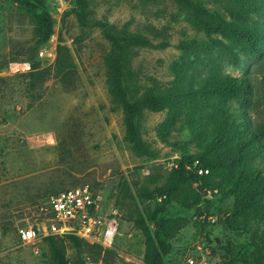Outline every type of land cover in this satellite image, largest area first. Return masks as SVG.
<instances>
[{"label":"rangeland","instance_id":"1","mask_svg":"<svg viewBox=\"0 0 264 264\" xmlns=\"http://www.w3.org/2000/svg\"><path fill=\"white\" fill-rule=\"evenodd\" d=\"M194 1L228 20L226 5L237 6L228 0ZM240 3L264 6V0ZM80 5V0H47L53 35L39 46L38 15L12 0H0V264H53L49 243L24 246L18 228L40 224L41 208L51 195L82 186L101 197V213L118 220L119 233L110 249L90 243L78 249L67 239H57L70 263L145 264L147 243L155 230L147 219L162 205L156 200L159 191L172 187L174 161L204 150L195 127L180 112L169 110L142 111L138 125L147 153L135 152L126 142L124 113L108 93L106 57L112 46L93 27L96 21L108 23L121 36L130 33L168 44L163 49L129 51L128 86L137 98L148 89L172 88L183 65L191 74L197 69L202 79L216 62L224 76L249 78L253 95L247 116L253 126L264 124V56L251 55L220 35L207 36L193 23L188 6L173 0H87L88 24L83 26ZM250 19L264 28V11L252 12ZM212 40L232 45L239 65L215 49ZM59 45L69 50L77 68L71 85L54 76ZM34 65L51 69L45 81L31 76ZM230 107L240 109L236 103ZM259 162L264 170V158ZM217 181L223 183L221 178ZM192 189L193 185L175 189L159 215L185 219L175 225V235L168 240L172 250L166 264H189L191 259L264 264L263 213L234 217L237 199L218 184L198 206L187 209L181 200ZM139 216L147 220L145 229L132 221Z\"/></svg>","mask_w":264,"mask_h":264},{"label":"trees","instance_id":"2","mask_svg":"<svg viewBox=\"0 0 264 264\" xmlns=\"http://www.w3.org/2000/svg\"><path fill=\"white\" fill-rule=\"evenodd\" d=\"M27 13H36V36L38 45H43L53 35V19L47 8V0H12ZM79 20L87 26V0H80ZM192 10L193 23L209 37L220 35L244 47L246 52L256 57L264 56V28L258 23H251L252 12L264 11V6L257 7L243 5L241 0H228L237 6L226 5L230 20L222 14L206 9L194 0H173ZM220 1L221 0H214ZM93 27L102 31L104 37L112 46L111 52L106 57L108 66V93L112 103L120 107L124 113L125 140L133 150L139 154L147 153L146 143L138 125L139 117L143 110L154 112L169 110L180 112L191 127H195L196 134L203 139L204 150L195 156H182L174 161L169 176L172 187L160 190L156 200L162 199V205L156 207L147 220L154 223V236L147 243L145 264H166L165 257L172 250L168 240L174 237L175 225L185 222V219L159 218L170 203V196L175 189L193 185L186 197L181 200L187 209L200 204V200L208 192H215L217 184L226 187L229 195L237 199L234 217L247 212L264 215V170L260 162L264 158V124L253 126L247 116L248 108L252 104L253 84L248 77L231 78L220 72V65L216 62L202 79L197 69L193 74L186 70V65L179 67L172 88H153L137 98L134 91L128 86L127 56L134 48H165L168 44H154L147 37L125 33L123 36L116 34L113 26L106 22L96 21ZM212 46L224 51L225 56L234 65H239V57L234 53L232 45H226L221 40H212ZM34 65L31 73L37 81H45L51 69L38 70ZM76 65L67 48L59 45L54 65V76L60 78L66 85H71L72 75ZM35 82L31 83L32 87ZM198 86V89H195ZM131 92H133L131 94ZM136 98V99H135ZM135 99V100H133ZM231 103L239 105L240 109L233 110ZM199 162L195 168L196 163ZM209 170V174L201 176L198 169ZM221 178L222 184L217 180ZM220 188V187H219ZM57 194V193H56ZM148 199L152 195L147 196ZM160 202V201H159ZM146 219L139 216L133 219L135 226L140 229L147 227ZM228 218L222 220L226 224ZM179 228V227H178ZM177 230V229H176ZM57 239H67L74 247L80 249L83 245L90 246L88 242L75 236L48 237L51 247L53 264H72L65 251L56 244ZM101 247L100 245L94 244ZM232 245L229 244L228 249ZM78 264H84L78 261ZM227 264H232L229 261Z\"/></svg>","mask_w":264,"mask_h":264},{"label":"built area","instance_id":"3","mask_svg":"<svg viewBox=\"0 0 264 264\" xmlns=\"http://www.w3.org/2000/svg\"><path fill=\"white\" fill-rule=\"evenodd\" d=\"M15 65L22 66L20 63ZM198 174L206 176L209 170L199 168ZM100 206L101 197L95 195L88 186L74 187L51 195L41 208L42 222L19 227V239L22 245L27 246L43 243L48 237L72 235L90 244L100 245L103 249H110L119 233V222L112 214L101 213ZM35 249L39 250V247ZM197 261L191 259L189 264H208L205 260L200 263Z\"/></svg>","mask_w":264,"mask_h":264}]
</instances>
